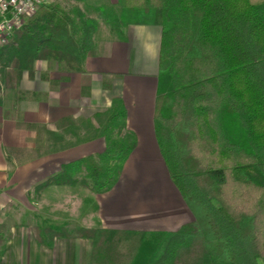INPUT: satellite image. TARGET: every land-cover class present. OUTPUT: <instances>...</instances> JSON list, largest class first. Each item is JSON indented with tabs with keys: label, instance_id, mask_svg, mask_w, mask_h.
I'll use <instances>...</instances> for the list:
<instances>
[{
	"label": "trees",
	"instance_id": "1",
	"mask_svg": "<svg viewBox=\"0 0 264 264\" xmlns=\"http://www.w3.org/2000/svg\"><path fill=\"white\" fill-rule=\"evenodd\" d=\"M114 6L41 4L0 47V88H15L33 60L79 72L97 19L118 33L127 25L159 26L153 133L192 220L162 235L147 264H264V0ZM125 117L121 99L112 98L93 115L96 127L80 121L74 141L100 137L103 151L62 164L36 190L51 184L110 190L135 147ZM73 235L89 241L88 264H131L145 234L80 227Z\"/></svg>",
	"mask_w": 264,
	"mask_h": 264
},
{
	"label": "crops",
	"instance_id": "2",
	"mask_svg": "<svg viewBox=\"0 0 264 264\" xmlns=\"http://www.w3.org/2000/svg\"><path fill=\"white\" fill-rule=\"evenodd\" d=\"M110 34L97 28L79 72L33 60L17 86L0 94V264H88L86 239L54 227L55 234L42 231L50 226L42 224L46 219L55 227L61 222L52 213L64 215L63 194L77 187L92 200L91 225L84 228L164 235L192 220L167 175L153 133L160 27L127 25L118 35ZM112 98L122 101L135 147L111 189L93 193L76 184H51L37 191L62 164L103 151L102 138L76 143L72 132L79 135L74 127L80 121L96 127L93 115L105 111ZM157 174L161 180L154 179ZM32 195L40 205L38 219L32 215ZM72 203L70 216L74 208L79 210ZM20 208L30 212L19 222ZM75 223H80L77 216Z\"/></svg>",
	"mask_w": 264,
	"mask_h": 264
},
{
	"label": "rangeland",
	"instance_id": "3",
	"mask_svg": "<svg viewBox=\"0 0 264 264\" xmlns=\"http://www.w3.org/2000/svg\"><path fill=\"white\" fill-rule=\"evenodd\" d=\"M103 1L104 0H46V4L54 5L55 7H58L59 9H62V10H67L71 7H79L81 9H84L86 3L101 4L104 7H106V9L108 8L109 4H113V7H115L114 6L115 0H105V2H103ZM91 17L95 18L94 15H91ZM96 21L98 24L97 28L101 27V29H103V28L108 29L107 25L104 24L103 21L98 20V19ZM110 35L111 36L118 35V32L117 31H111ZM10 81H12V80H10ZM0 84L3 85L2 81ZM0 87H3V86H0ZM4 89L0 88V94L4 92ZM51 143H52V145L57 146L53 142H51ZM48 145H50V143ZM154 177H155V175H154ZM154 179L155 180L156 179L161 180V177H159V175L157 174ZM78 188L79 187L74 188L73 191H66L63 194L62 198H63L64 203H62L63 205H61V206H63L62 210L64 211V215H62L60 212L52 213V215L54 217H59L58 221H61V222H58L57 226L55 227L54 225H52L50 223V221L48 219H46V220H44L45 223H42V224L43 225L50 224V226H45V227H49V228L54 227L57 229H61L64 232H67L68 234H73L74 230H76L77 228L87 227V226L91 225L89 212L92 211V209H91L92 208V200H91L90 194L88 191H85V189H82V188L78 189ZM34 198H36V197H34L32 195L31 199H29V200H30L31 207L33 208L32 215L34 218L38 219V218H41V215L38 214V213H40L41 209H40L39 203H36V201H34L35 200ZM49 199H51V198H49ZM72 201H74V203L79 204V210L77 211L74 208L73 209L74 215L70 216L69 215L71 212L70 206H71ZM19 211H20V213L22 212V214L17 217V221L20 222V221H22L23 217L24 218L29 217V213H27V212H30V211H27V210L21 209V208L19 209ZM43 212L45 213V210H43ZM23 213H25L24 216H23ZM77 213H78V215H76ZM75 215L78 217V219L80 221L79 224L75 223V218H76ZM48 216H50V215H48ZM50 217H52V216H50ZM60 219H63V220H60ZM93 226L95 227L96 225H93ZM93 226H92V228H93ZM161 239H162L161 234L144 235L141 239L139 249H138V251H137V253H136L131 264H147V262L149 261V259L152 256L153 251L155 250V247H157V245ZM87 242L89 243L88 240H87Z\"/></svg>",
	"mask_w": 264,
	"mask_h": 264
},
{
	"label": "built area",
	"instance_id": "4",
	"mask_svg": "<svg viewBox=\"0 0 264 264\" xmlns=\"http://www.w3.org/2000/svg\"><path fill=\"white\" fill-rule=\"evenodd\" d=\"M44 0H0V47L6 44L13 31L26 17L32 15Z\"/></svg>",
	"mask_w": 264,
	"mask_h": 264
}]
</instances>
